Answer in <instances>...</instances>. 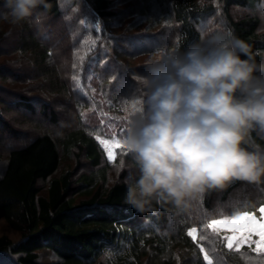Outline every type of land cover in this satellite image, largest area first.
Here are the masks:
<instances>
[{
  "label": "trees",
  "instance_id": "1",
  "mask_svg": "<svg viewBox=\"0 0 264 264\" xmlns=\"http://www.w3.org/2000/svg\"><path fill=\"white\" fill-rule=\"evenodd\" d=\"M46 4L37 28L4 20L0 0V109L24 110L18 118L0 113V220L18 235H0V264H264V254L229 249L210 227L257 210L264 181L213 191L193 215L157 201L138 212L124 200L132 170L124 145L110 159L97 139L127 133L145 61L164 50L231 32L264 64V0ZM142 26L148 33L133 34ZM251 141L264 148V134L252 132ZM46 253L55 261L44 262Z\"/></svg>",
  "mask_w": 264,
  "mask_h": 264
},
{
  "label": "clouds",
  "instance_id": "2",
  "mask_svg": "<svg viewBox=\"0 0 264 264\" xmlns=\"http://www.w3.org/2000/svg\"><path fill=\"white\" fill-rule=\"evenodd\" d=\"M11 25L43 28L46 0H3ZM144 94L122 137L131 159L125 203L144 212L153 201L177 215L199 212L213 191L235 181H264V64L231 32L145 61Z\"/></svg>",
  "mask_w": 264,
  "mask_h": 264
},
{
  "label": "snow or ice",
  "instance_id": "3",
  "mask_svg": "<svg viewBox=\"0 0 264 264\" xmlns=\"http://www.w3.org/2000/svg\"><path fill=\"white\" fill-rule=\"evenodd\" d=\"M97 139H99V137H97ZM102 143L106 146L109 145L108 141H102ZM120 146V142L116 141L115 147ZM109 158H115L111 147H109ZM260 212L264 214V207L260 208ZM210 227L214 231L227 227L233 233V236L228 238L229 243L227 246L229 249H232L234 245L238 250L245 243L250 247L254 244L256 247L253 250L258 254H264V215H262L261 219L258 220L254 215L245 212L223 220H212ZM195 232L196 229L193 228L191 229L189 235ZM253 236H258L259 239L254 240L252 239ZM209 264H212L211 260H209Z\"/></svg>",
  "mask_w": 264,
  "mask_h": 264
},
{
  "label": "rangeland",
  "instance_id": "4",
  "mask_svg": "<svg viewBox=\"0 0 264 264\" xmlns=\"http://www.w3.org/2000/svg\"><path fill=\"white\" fill-rule=\"evenodd\" d=\"M64 5H66V4H64ZM236 9H239V8H236ZM235 11H237V10H235ZM137 18H139L138 17V15L135 17V15H134V17H132V19L131 20H134V19H137ZM220 23H224L223 21H221L220 20ZM144 26V25H143ZM140 27L139 28V30H137V31H135L133 34H136V33H148V31H146V30H144L146 27ZM143 39V38H142ZM146 43V41H145V39H143V40H141V42L139 43V45L138 46H140V48H143L144 46L142 45V43ZM147 44V43H146ZM158 56H159V54H157ZM152 58L153 57H151L150 58V60H152ZM147 67V66H146ZM21 72L22 70H19L18 69V72ZM145 72L146 73H148V67H147V69H145ZM22 73V72H21ZM20 74V73H19ZM12 105V107H15V105H13V104H11ZM22 111H24L23 109H13V111H10L9 113H7L5 110H3V109H0V113L1 114H3L5 117H6V114H8V118L10 117H15V118H18V116H20L19 114H21V113H23ZM37 115H39V114H37ZM2 130V127L0 128V131ZM0 136H1V133H0ZM122 137H124V135H122V132H121V134L120 135H115V136H112V137H100L99 139H100V141H101V143H102V141H108L109 142V145L108 146H106L104 143H102V145L105 147V149H106V151H107V154H108V157H109V147H111V150L113 151V153H114V157H116V155H117V148L118 147H115V142L116 141H119L120 142V144L121 145H123V142H122ZM115 159V158H114ZM131 172V171H130ZM261 207H264V203L262 204V205H260V207L257 209V210H248V211H242V212H239V213H237V214H235V215H240V214H242V213H245V212H247V213H249V214H252V215H254L258 220H260L261 219V217H262V215H264V214H262L261 212H260V208ZM235 215H233V216H235ZM232 217V216H231ZM227 218H230V217H227ZM223 219H225V218H215V219H213V220H223ZM193 228H195V227H193ZM193 228H191V229H193ZM191 229L189 230V233H190V231H191ZM196 229V232L195 233H193V234H191V236L192 237H194V238H196V236H197V234H198V231H197V228H195ZM218 231H220L226 238H227V242L229 243V240H228V238L229 237H231V236H233V233L227 228V227H223V228H221L220 230H218ZM3 234H7V235H10V236H12L13 238H15V239H17V237H18V235L14 232V230L9 226V224L6 222V221H4V220H0V235H3ZM252 239H254V240H256V239H259V237L258 236H253L252 237ZM246 246H248V247H250L248 244H244L242 247H246ZM234 247H236L235 245H234ZM256 246L253 244V245H251V248H255ZM42 259H43V261L44 262H49V263H51V262H53V261H55V259L50 255V254H48V253H46V254H43L42 255Z\"/></svg>",
  "mask_w": 264,
  "mask_h": 264
}]
</instances>
